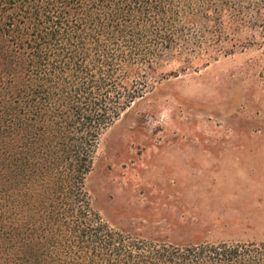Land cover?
Listing matches in <instances>:
<instances>
[{"label": "trees", "instance_id": "obj_1", "mask_svg": "<svg viewBox=\"0 0 264 264\" xmlns=\"http://www.w3.org/2000/svg\"><path fill=\"white\" fill-rule=\"evenodd\" d=\"M232 27H264V0H0V264H264V243L117 228L87 187L137 100L256 42Z\"/></svg>", "mask_w": 264, "mask_h": 264}, {"label": "rangeland", "instance_id": "obj_2", "mask_svg": "<svg viewBox=\"0 0 264 264\" xmlns=\"http://www.w3.org/2000/svg\"><path fill=\"white\" fill-rule=\"evenodd\" d=\"M252 37L164 78L101 136L87 187L111 224L179 242L264 243V27H232L225 45Z\"/></svg>", "mask_w": 264, "mask_h": 264}, {"label": "crops", "instance_id": "obj_3", "mask_svg": "<svg viewBox=\"0 0 264 264\" xmlns=\"http://www.w3.org/2000/svg\"><path fill=\"white\" fill-rule=\"evenodd\" d=\"M229 145H231V138L229 139V142H227Z\"/></svg>", "mask_w": 264, "mask_h": 264}]
</instances>
